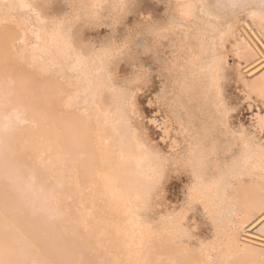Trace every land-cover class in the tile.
Masks as SVG:
<instances>
[{
    "label": "bare ground",
    "instance_id": "bare-ground-1",
    "mask_svg": "<svg viewBox=\"0 0 264 264\" xmlns=\"http://www.w3.org/2000/svg\"><path fill=\"white\" fill-rule=\"evenodd\" d=\"M128 2L68 0L47 16L0 0V264H264V0H167L144 23L168 77V155L132 122L140 76L109 67L121 44L72 40ZM231 84L256 104L248 123ZM166 161L190 177L184 200L148 218Z\"/></svg>",
    "mask_w": 264,
    "mask_h": 264
},
{
    "label": "rangeland",
    "instance_id": "rangeland-1",
    "mask_svg": "<svg viewBox=\"0 0 264 264\" xmlns=\"http://www.w3.org/2000/svg\"><path fill=\"white\" fill-rule=\"evenodd\" d=\"M35 4L39 5L41 11L47 16L62 14L69 10L68 0H44L43 2L36 0ZM166 4L167 0H129L123 11L114 19L105 13L107 16L105 14L103 16L104 18L106 16V18L102 17V21L96 23L77 22L72 26V40L81 49L113 41L121 44V54L119 52L111 58L109 67L113 69L114 76L118 81L126 82L135 75L140 76V82L138 81V86L135 89L137 113H135L134 118H136L132 119V122L138 126L141 140L148 143L147 145L152 149L168 155L169 139L162 136L159 127L160 121L169 113L166 97L165 95L161 96L168 83V77L162 71L159 63L160 59L154 52V45L150 34H148L149 32L143 28L148 18L161 19L165 15ZM165 45L167 44L159 46V53L162 57L167 56L169 52L168 45ZM123 50H125V53H123ZM229 59L232 61L235 58L229 56ZM259 61L254 63L256 65L252 62L249 63V65H253L250 71L255 70L262 64V61ZM229 93L232 100H238L241 103L235 116L248 123L252 110L256 108L255 102L249 107L240 98L241 93L238 87L232 84L229 87ZM164 167L166 171H164L162 180L158 187L153 188V191H151L150 201L152 205H149L146 212L148 218L157 214L161 209L165 210L166 208L168 210L176 207L184 200L187 184L189 183L188 178H190L188 173H185L182 169H173L171 161H166ZM201 213L199 207L196 206L193 211L188 213V216L189 219L194 218L197 221V235L205 236L210 234L211 226Z\"/></svg>",
    "mask_w": 264,
    "mask_h": 264
}]
</instances>
